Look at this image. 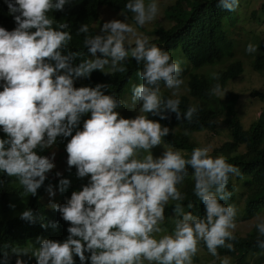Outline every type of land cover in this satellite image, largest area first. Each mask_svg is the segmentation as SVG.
Segmentation results:
<instances>
[{"label":"clouds","instance_id":"obj_1","mask_svg":"<svg viewBox=\"0 0 264 264\" xmlns=\"http://www.w3.org/2000/svg\"><path fill=\"white\" fill-rule=\"evenodd\" d=\"M0 1L4 6L0 10V177L19 188L10 196L11 211L3 219L21 214L19 218H29L26 210L35 198L51 211L48 219L60 221L58 233H38L19 246L26 250L14 249L12 255H38L37 264H75V253L83 264L88 251L91 264H141V258L158 264H191L198 239L217 255V247L232 235L228 229L235 227V209L220 204L211 188L223 193L228 174L238 169L223 157L208 156L206 148L194 149L188 161L172 151L158 159L151 155L135 159L136 149L158 145L168 129L145 116L119 117L122 111L133 112L137 101L142 111H156L164 83L173 88L182 82L174 79L180 68L169 63L168 52L155 46L156 41L145 47L155 35L143 29L154 36L124 41V33L132 28L120 21L99 24L100 12L109 7L102 5L88 21L97 36L83 40L87 26L79 20L73 26L81 40L71 39L69 30L52 29L45 15L53 7L68 11L66 0ZM127 7L140 25L157 10L155 3L146 10L143 0ZM9 20L16 24L12 30ZM96 24L109 34L97 30ZM134 42V49L125 47ZM128 60L134 63L130 72L123 68ZM90 73L99 79L94 78L95 87L73 86V76L82 79ZM178 105V99L166 102L177 113ZM194 111L189 108L186 116L190 119ZM86 113L90 117L77 131L73 127ZM41 143L45 150L37 155L33 149ZM50 150L52 163L44 157ZM186 164L194 169L195 194L203 202L205 218L184 213L174 236L157 240L151 233L160 231L157 225L169 197L179 198L178 173L185 171ZM258 227L264 233V224Z\"/></svg>","mask_w":264,"mask_h":264},{"label":"trees","instance_id":"obj_2","mask_svg":"<svg viewBox=\"0 0 264 264\" xmlns=\"http://www.w3.org/2000/svg\"><path fill=\"white\" fill-rule=\"evenodd\" d=\"M66 1L69 5L67 6L68 11L63 12L53 7L45 15L52 21V29L63 32L69 30L71 39L81 40V36L79 37L73 26L79 20H83L84 26H87V31L83 32V40H91L97 36L88 26V21L97 16L99 7L102 5L123 11L132 21H136L135 12L127 7L128 4L135 3V0ZM186 1L174 0L173 3L165 6L163 18L165 21L168 20L170 25L168 27L160 25L153 27L151 32L155 37L148 39L145 44L146 48H150L155 45L156 41L157 45L155 46L161 50L178 48L179 52L183 54L184 59L188 62L187 67L190 68L179 69L173 75L174 79L182 78L185 84L184 91L175 96H172L167 90L161 91L158 94L160 99L158 109L148 113L149 117L146 118L158 121L162 129L165 127L168 129L167 134L161 136V141L179 149L178 153L186 161L191 159L194 149H202L200 143L193 138L194 132L203 129H208L211 132L226 129L229 139H224L217 147L207 152V155L212 158L223 157L226 163L234 165L238 172L228 174L229 179L223 193H217L215 186L211 188V192L216 195L220 204L225 207L231 206L234 193L231 178L232 175L234 178H240L244 185V200L240 219L250 218L259 211H264V117L260 113L244 128L233 106L236 97L229 93L222 99L218 95L226 81L242 71L241 60L236 58L215 73L190 70L220 60L224 55L233 56L232 39L223 30L222 20L223 17H231L234 3L233 0ZM226 3L232 4V8L226 7ZM3 8L0 1V10ZM9 22L11 30L16 27L14 20H9ZM261 44L264 45V43ZM135 46L136 42L125 45L130 49H134ZM130 58L138 64H142V60L138 62L133 55ZM261 59L262 57L259 55L255 57L256 65H263L264 60L261 63ZM69 65L75 68L72 64ZM123 68L130 72L134 68V63L128 60ZM74 77V87H95V79H98L95 73L94 77L92 73L82 79ZM217 98L219 99L217 100ZM169 99L179 100L178 113L166 107V102ZM221 99L223 103H221ZM189 108L195 109L190 119L186 116ZM89 117L90 113L81 115L78 124L73 128L77 131L82 130L84 121ZM0 131L3 132L2 127H0ZM45 137L47 138L46 135ZM44 150L43 143L33 149L37 155ZM178 176L182 177L179 180V198L164 206V218L158 222L160 227L167 225L169 220L171 221V217L182 218L183 214L187 212H191L196 218H205L203 202L195 194L194 169L190 164H186L185 171L178 173ZM18 189V187L12 188L8 179L0 177V264H37L38 255L26 253V255H12V251L17 248L19 250V246L26 245L38 233L48 232L51 235H54L55 232L58 233L60 221L48 219L52 218L51 211L43 209L35 198L31 199L30 206L26 210L31 213L29 218L21 219L19 218L23 217L21 214L3 219V216L11 211L9 198ZM221 196L224 198L221 199ZM261 224H264V219L254 222L251 228L242 235L230 232L231 237L225 238L224 245L217 247V255H228L236 262L243 263L245 262V260L242 261L244 255L250 253L254 254L253 262L255 264H264V233H261L258 227ZM197 243L203 249L208 250L202 239H198ZM229 244L232 245L231 249L228 247ZM96 251L101 250L97 249ZM84 255L86 259L83 264H91V253L86 251ZM73 260L75 264H81L75 253H73ZM191 263L196 264L194 256ZM141 264H158V262L141 258Z\"/></svg>","mask_w":264,"mask_h":264},{"label":"rangeland","instance_id":"obj_3","mask_svg":"<svg viewBox=\"0 0 264 264\" xmlns=\"http://www.w3.org/2000/svg\"><path fill=\"white\" fill-rule=\"evenodd\" d=\"M190 1V0H187ZM186 1V2H187ZM174 0H143L145 5V9L147 10L150 4L155 3L156 12L153 15L151 20H146L143 25H138L137 21H132L125 13L121 11L112 10L109 7H103V10L99 14V18L103 22H98L99 24H106L111 21H120L129 25L132 28L131 32L124 33V41H136L140 38H151L154 35L151 33L145 34L143 29L146 31H151L153 27L160 25L161 27H168L170 23L165 21L163 18V10L165 6L173 3ZM234 7L233 13L230 18L223 17V30L227 34V36L232 39L233 43V56H223L220 60L215 62L204 64L198 68H192L190 70H204V72L215 73L217 70L222 69L225 65L238 58L242 63V71L233 78H229L226 81L225 86L221 91L218 92V95L224 99L229 93L233 94L236 98L233 101V106L238 113L240 123L244 128L248 126V124L254 120L260 113L264 117V0H233ZM117 12V13H116ZM134 18L136 19V13H134ZM103 25L96 24L94 27L106 34H109L107 31H102ZM251 46V47H250ZM169 53L171 59L169 63L175 62L178 64L180 69L190 68L187 67L188 62L184 59L182 53L179 52L178 48L165 50ZM179 53L178 55H175ZM175 55V56H174ZM261 56V63L263 65H256L255 57ZM145 66V62L143 63ZM182 81L178 86L169 88L165 87L173 95H178L184 91V81L182 79H178ZM219 98H217L218 100ZM221 99V103L223 100ZM135 110L132 112L126 110L125 113L120 109L119 114L120 118L126 119H134L138 116L149 117L148 112L142 111L141 104L139 101L134 103ZM193 138L196 139L202 149L206 148L210 152L212 149L217 147L224 139H229V133L226 129H221L215 132H211L208 129H203L194 132ZM172 151L178 153L180 150L176 147H172L168 145V143H164L160 141V143L156 146L151 147L148 150L143 148H138L135 150V155L133 158L143 160L145 157L151 155L153 158H159L164 155L165 152ZM183 150L181 149V152ZM48 158L49 162H53V155L51 150L44 156ZM56 174V173H54ZM45 179L48 178L47 172L44 173ZM71 175H68V178H71ZM39 179V177H36ZM44 179V180H45ZM232 188H233V200L231 201V206L235 209V216L233 217V223L235 224L234 228H229V232H236L237 234H244L248 229L251 228L254 222L259 221L260 219H264V211H259L257 214L253 215L250 218L240 219L241 210L243 206V197H244V185L240 181V178H234L232 175L231 178ZM176 189L178 192L179 182L176 184ZM179 193V192H178ZM176 199H173L171 196L168 201L164 204L167 206L172 203ZM44 201V197L42 202ZM165 209V208H164ZM169 209V208H168ZM168 224L164 227H159V232H153L151 235L156 239L157 237L162 238L165 235L175 234V227L178 219L182 218H170ZM158 240V239H157ZM26 249L18 250L17 252H21ZM196 260V264H224L227 261V264H255L253 262L254 254L246 253L242 259L245 260L243 263L236 262L232 257L228 255H212L209 250H205L200 247L197 243V250L193 255ZM192 256V257H193ZM191 257V259H192ZM193 263V262H192ZM191 263V264H192ZM187 264V262H186Z\"/></svg>","mask_w":264,"mask_h":264}]
</instances>
